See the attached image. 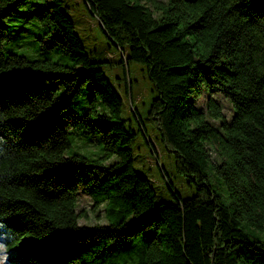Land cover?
Wrapping results in <instances>:
<instances>
[{
    "label": "trees",
    "instance_id": "16d2710c",
    "mask_svg": "<svg viewBox=\"0 0 264 264\" xmlns=\"http://www.w3.org/2000/svg\"><path fill=\"white\" fill-rule=\"evenodd\" d=\"M83 1L145 65L148 120L195 193L158 201L135 168L123 96L64 0H0V264H264V0ZM30 23L36 50L6 51ZM82 193L108 223H79Z\"/></svg>",
    "mask_w": 264,
    "mask_h": 264
},
{
    "label": "rangeland",
    "instance_id": "374dc122",
    "mask_svg": "<svg viewBox=\"0 0 264 264\" xmlns=\"http://www.w3.org/2000/svg\"><path fill=\"white\" fill-rule=\"evenodd\" d=\"M253 1L256 4L260 2ZM63 7L72 18L86 51L93 60L100 63L123 96L122 117L126 120V126L137 132L133 145L135 168L151 179L158 201H175L178 195L182 198L192 196L195 193V185L190 182L188 176L176 171L174 153L161 141L160 132L154 123L148 120V111L157 91L145 65L137 62H131L129 65L123 63L125 60L123 50L108 37L101 27L99 18L89 10L83 0H64ZM27 25L24 30L13 31L12 38L6 44V51L11 49L30 54L36 50L35 32L38 28L31 23ZM39 54L38 52L37 55ZM88 93L89 88L86 85L76 99L88 96ZM207 94L206 91L195 101L198 106L205 104ZM214 95L223 102L224 111L230 116L232 111L230 100L220 93ZM75 140L76 138H73L74 149ZM97 148L101 150L99 145ZM81 152L87 153L85 149ZM115 160H119L116 154L112 155L108 162ZM78 210L83 214L79 218L81 225L108 223L105 204L95 206L93 199L87 194L80 195ZM4 258L5 254L0 252V262Z\"/></svg>",
    "mask_w": 264,
    "mask_h": 264
}]
</instances>
